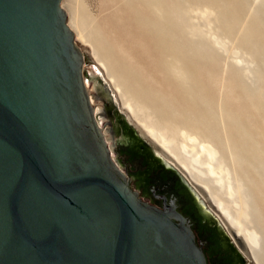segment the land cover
Segmentation results:
<instances>
[{"label": "water", "instance_id": "95a60500", "mask_svg": "<svg viewBox=\"0 0 264 264\" xmlns=\"http://www.w3.org/2000/svg\"><path fill=\"white\" fill-rule=\"evenodd\" d=\"M62 3L0 0V264H216L196 218L142 197L115 160ZM129 120L255 264L204 188Z\"/></svg>", "mask_w": 264, "mask_h": 264}, {"label": "rangeland", "instance_id": "374dc122", "mask_svg": "<svg viewBox=\"0 0 264 264\" xmlns=\"http://www.w3.org/2000/svg\"><path fill=\"white\" fill-rule=\"evenodd\" d=\"M161 1L165 5L162 8L166 7L168 11L171 9V20L178 15L182 16L180 8L189 11L186 28L182 29L179 24L168 28L167 20L170 17L167 10H163L160 18H155L157 24L154 26L153 14L148 10L145 0H63L62 4L68 20L71 12L77 13L83 27L89 31L86 30L88 37L91 35L88 40L101 46L94 43L101 49L99 54L108 61L116 77L120 76L130 89L134 86L140 98L146 100L144 105L149 110L144 115L153 116L162 126L170 120L174 126L179 127L178 130L187 127L186 131L192 136L200 137V141L205 140L218 148L229 169H237L239 176L252 189L255 200L253 222L261 232L264 243V101H259V96L264 95V60L238 42L242 32L249 26L253 27L256 20L264 39V2L259 5L257 0H217L219 3L216 0ZM206 11L207 14L214 12L208 20L213 25L217 24L218 28L214 29L209 39L207 37L193 42V25L196 28L204 27L205 22L200 20V13ZM146 19L150 22H146ZM153 28L156 30L153 31ZM219 39L225 41L226 50L214 49L213 42ZM78 45L86 56L85 81L92 87L91 95L94 93L95 102L100 103L97 116L104 120V130L107 132L108 129L113 134L112 149L118 141L123 142L127 138L135 144L132 132L137 136L139 132L122 109L118 92L109 82L106 71L90 56L92 51L89 44L78 42ZM258 49H261L259 45ZM249 53L255 58L249 67L251 74L247 75ZM175 62L179 63L183 72H187L185 79L193 84L204 99L202 104H198L194 95L183 97L180 93L179 97L180 91L176 89L177 84H172L174 81L171 80V74L170 78L168 67ZM160 104L161 107L158 106ZM177 107L182 108L179 110L183 116ZM179 117H183V123ZM195 123L197 126H194ZM209 129H212L211 133ZM108 132L107 140L111 142ZM230 145L237 154L240 153L238 148L248 149L249 155L238 158L237 164L229 150ZM113 156L119 166L123 167L115 152ZM189 204L190 212L203 225L213 223L212 218L205 215L191 197Z\"/></svg>", "mask_w": 264, "mask_h": 264}, {"label": "bare ground", "instance_id": "6f19581e", "mask_svg": "<svg viewBox=\"0 0 264 264\" xmlns=\"http://www.w3.org/2000/svg\"><path fill=\"white\" fill-rule=\"evenodd\" d=\"M145 1L147 3L148 10L150 9L151 14H153V20H155V23H152V24L153 25L155 24L154 26H156L157 24L155 18H160L163 10L165 11L167 10V13L170 17L169 20H167L168 28H170L171 25H175V24L177 25L179 24V26L182 29H184L183 27L186 28V25L188 23L187 22L185 23V21H187L188 19L189 11H186L185 8L184 9L180 8L182 16L178 15L177 17H173L171 20V15H170L171 9H169L168 11L166 7L162 8L161 6H165L162 3L163 1L161 0H145ZM210 1L216 2L217 0L216 1L210 0ZM263 2L264 0H257V4L259 5ZM217 3L219 2L217 1ZM144 6L147 8L146 5ZM168 6H170V4ZM202 12L200 13L201 15L200 20H203V22H205V25L204 27H198V28H196L195 25H193L194 33L191 37L192 38L191 40L193 42L201 41V39H205L207 37L209 39V36L212 35L213 31H215L214 29L218 28L217 24L213 25V22H210L208 20L209 16L214 15V12H209V14H207L208 11H206V13H203V14ZM76 14L75 13L72 14L71 12V16L69 18V26L75 32L76 40L84 45L89 44L88 46L90 47L92 51L91 54H92L93 59L95 60L97 64H99V66H101L104 69V71H106V75L109 79V82L115 88V91L118 92L117 94L121 100V105L128 112V115H129L128 117H130V119L133 120L135 124H137L141 128V130L149 137V139L155 142L175 163H177L179 167L186 173V175L193 182H195L196 184H199L200 186L204 188L207 195L209 196L210 201L213 203L215 208H217L221 212V214L225 217L229 225L232 226L240 234V236L244 238L247 246L249 247L253 255L255 264H264V249H263L264 243L262 242L263 240H262L261 232L258 231L256 227L254 226L253 213L255 209L254 207L255 200L253 199L254 195L252 196V192H251L252 189L250 185L247 183V181L244 180L243 177L239 176V174L236 171L237 169L235 167H234L235 169L234 168L229 169L228 166L225 165V160L222 157L223 155L220 156L218 152L219 150H217L218 148H215L211 144L207 143V141L205 140L200 141L199 140L200 137L192 136L188 131H186L187 127H185L186 128L185 130H181V129L178 130L179 127L177 128L176 126H174L172 121L170 120H167L165 122V125L162 126L160 125V121L154 118L153 116L144 115L145 112L149 110L144 105L145 104L144 102L146 100L144 101L142 97L140 98L137 91H135L134 86L133 88L130 89L127 84L125 85L123 83L124 80L121 79L120 76L116 77V75L113 73V70L108 64V61L105 60V58H103L102 55L99 54L98 51H100L101 49L97 47L98 44L94 42L97 44V45H94L92 41L88 40V38L91 35L88 37L87 34L89 31L87 30L86 27H85L86 29L83 27L84 26L83 22L81 23L78 15ZM145 21L147 22L148 20L146 19ZM257 25H258V21L256 20L253 27L249 26V28L245 32H242V34L238 37V42L241 43L242 47L250 48L249 49L250 53H252V50H253V52L260 59L264 60V47H263L264 39ZM154 28L152 29L153 31L156 30ZM219 40L220 41L216 40L215 42H213L214 49L226 50L225 41H223V39H219ZM258 45L261 48L260 50L258 49ZM169 46L168 48L170 49L171 47ZM240 51L241 50H239V52ZM250 53H249V56L251 58L249 57V60L246 63L248 66V69L246 70L247 75L251 74V72L249 71L250 70L249 67L252 65L251 61L255 58ZM179 66L180 65L178 62H175V64L172 66L170 65L168 66L170 68L169 75L170 74L172 75V78H171V75H170V78L171 80L173 79L174 81L172 84H177L178 88L176 89L177 90L179 89L180 91L178 93L179 97L181 96L180 93L182 94L183 97H190V96L192 97L194 95L196 97V100L198 101V104H202L204 99L201 97V95H199V93L197 92V89L193 86V84H190V82L187 79H185L187 72L186 73L183 72ZM87 86H88L89 91L91 92L92 87L90 86L88 82H87ZM195 89H196V92H195ZM260 100L264 101V95L259 96V101ZM91 101L96 105V110H97L98 107H100V103H97V101L95 102L92 95H91ZM183 104H180V105H183ZM169 105H170V101H169ZM158 106L161 107V104ZM169 107H171V105ZM180 107H183V106H180ZM176 109H178V107ZM179 109L182 110V108H179ZM181 110H179L180 113H182ZM209 111L211 113L210 109ZM176 113H177V110H176ZM169 115H170V112H169ZM180 115L183 116V113ZM175 117H176V114H175ZM186 117H184L185 120L187 119ZM97 118L99 119V124L102 125L104 123V120H101L98 116ZM181 119L179 117L180 121ZM187 123H188V120H187ZM190 124H188V126H190ZM195 125L196 123L194 124V126ZM222 125L225 126L223 123ZM202 127H204V125ZM229 129L230 128H228V130ZM209 130H211L209 131L211 133L212 129H209ZM206 131L208 133V130ZM105 133H106L105 136L107 139V132L105 131ZM200 133H197V134L199 135ZM231 134L232 133H229V135ZM231 138L233 137L231 136ZM108 142L109 144H111L110 141ZM237 147H239L238 144H237ZM238 149H240L238 150V152H240L238 153L239 157H237L238 154L234 152L235 149L233 150L231 148V145L229 149L231 154L235 156L237 164H238V158L240 159V157L242 158L244 155L245 156L249 155L248 149L246 150L242 148H238ZM241 152H243V155ZM167 163L170 164V162H167ZM195 194L197 197H199L196 192Z\"/></svg>", "mask_w": 264, "mask_h": 264}, {"label": "flooded vegetation", "instance_id": "af4514ba", "mask_svg": "<svg viewBox=\"0 0 264 264\" xmlns=\"http://www.w3.org/2000/svg\"><path fill=\"white\" fill-rule=\"evenodd\" d=\"M132 134L135 144L127 138L123 142L118 141L114 149L130 176L133 187L152 203H163L159 198L164 197L166 202L174 201L181 212L193 217L189 210L190 194L181 175L170 168L140 136ZM195 220V233L203 242L210 261L216 264H246L242 249L220 225L214 221L203 225L201 221Z\"/></svg>", "mask_w": 264, "mask_h": 264}]
</instances>
